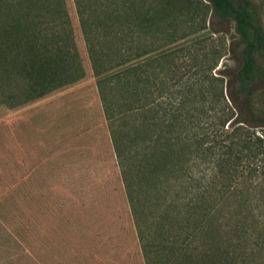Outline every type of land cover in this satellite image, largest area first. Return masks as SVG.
I'll return each mask as SVG.
<instances>
[{"label": "trees", "instance_id": "trees-1", "mask_svg": "<svg viewBox=\"0 0 264 264\" xmlns=\"http://www.w3.org/2000/svg\"><path fill=\"white\" fill-rule=\"evenodd\" d=\"M203 1L212 17L234 22L241 44L240 68L226 91L211 70L222 55L205 54L208 70H175L182 64L164 49L188 29H203ZM73 2L144 264H264V104L256 100L264 94V24L258 4ZM196 59L182 63L194 67ZM156 91L165 93L164 101L154 102Z\"/></svg>", "mask_w": 264, "mask_h": 264}, {"label": "rangeland", "instance_id": "rangeland-1", "mask_svg": "<svg viewBox=\"0 0 264 264\" xmlns=\"http://www.w3.org/2000/svg\"><path fill=\"white\" fill-rule=\"evenodd\" d=\"M203 2V29L164 49L175 70L222 55L211 70L226 91L241 44ZM96 78L73 0H0V264H144Z\"/></svg>", "mask_w": 264, "mask_h": 264}]
</instances>
